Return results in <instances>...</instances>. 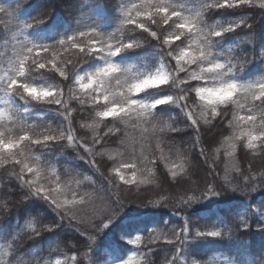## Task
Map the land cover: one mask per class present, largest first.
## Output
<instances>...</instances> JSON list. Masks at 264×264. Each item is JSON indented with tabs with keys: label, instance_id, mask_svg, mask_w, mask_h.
I'll return each instance as SVG.
<instances>
[{
	"label": "snow or ice",
	"instance_id": "6c2138e0",
	"mask_svg": "<svg viewBox=\"0 0 264 264\" xmlns=\"http://www.w3.org/2000/svg\"><path fill=\"white\" fill-rule=\"evenodd\" d=\"M29 7L0 0V217L55 215L0 228V264H264V0H94L70 24ZM61 227L71 255L26 249Z\"/></svg>",
	"mask_w": 264,
	"mask_h": 264
},
{
	"label": "trees",
	"instance_id": "16d2710c",
	"mask_svg": "<svg viewBox=\"0 0 264 264\" xmlns=\"http://www.w3.org/2000/svg\"><path fill=\"white\" fill-rule=\"evenodd\" d=\"M93 2L94 0H24V3L26 5L31 6L28 8V11L33 16L37 15V13H39L40 11L47 10L56 19L69 24L72 23L73 18L78 15V9L84 8L85 10H87L86 6ZM243 14L246 13H241V12L229 13L225 16V18H228L229 16L235 17ZM253 19H255V16H253ZM255 28H256L257 45L260 46L264 44V19L259 20V22L255 25ZM246 35L247 34L245 32H240L238 39L243 42L246 38ZM235 42H236V38L232 35H229L224 41V43L221 45V47L223 48L226 45L233 44ZM241 46L243 47V43L241 44ZM7 54H8L7 50L5 49L3 44V37H0V58H2V56H6ZM141 59H144L148 63H153L158 59V57L152 54V49L146 47L143 50H137L136 53L131 54L126 62H134V61H139ZM257 67L264 68V65H257L254 63L251 66V69L255 71ZM17 103L22 104L23 102L17 100ZM33 111L44 112L45 109L35 108L33 109ZM48 115L52 116L53 114L48 113ZM68 155H72V153L69 152ZM249 162H251L254 165V167L257 168H260L261 165L264 164V162L260 161L259 159H252ZM237 163L241 167L246 166V162L240 156V154H238ZM101 170L103 171V168ZM261 170H264V168H261ZM2 179L3 177H0V180ZM93 179H96V177H93ZM193 179L195 180L197 179V177L193 176ZM165 187H167V185H165ZM151 195L152 193L144 192V191H140L139 193L135 191L131 193L128 192L122 193V196L134 198L137 204L140 203V201L144 197L146 196L151 197ZM18 198H19L18 196L15 197V199ZM262 199H264V192L257 193L253 197L254 202ZM243 203H244L243 197H241L239 194H233L228 196L217 206L221 209H232L242 206ZM130 207L134 208L136 206L130 205ZM54 215L55 214L50 209H48L45 204L32 200L19 206L17 209L13 210L10 216L0 217V228H3L5 230L14 229L17 225L24 224V222L29 218V216H39L44 221H48L53 219ZM133 215H135V213ZM161 216H163L166 219H169L171 222L179 223L178 221L179 218L174 216L166 208L157 210L152 218L159 219ZM76 243H77V239L75 236L71 234L70 230L61 227L54 234L45 233L42 238L27 242L26 249H28L33 254H41L47 256L48 252L52 248L56 247L57 244H59L61 248H63L65 251L68 252L69 255H71V252L68 251L69 245ZM243 243L248 244L253 248H259L262 242L260 237L256 235V236H249L246 240L243 241Z\"/></svg>",
	"mask_w": 264,
	"mask_h": 264
}]
</instances>
